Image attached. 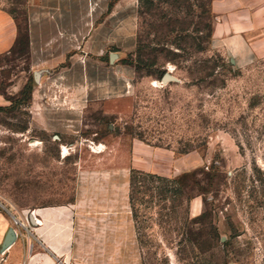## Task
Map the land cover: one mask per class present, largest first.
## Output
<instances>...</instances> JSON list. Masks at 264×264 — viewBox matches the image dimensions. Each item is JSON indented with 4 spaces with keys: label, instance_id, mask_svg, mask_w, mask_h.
<instances>
[{
    "label": "rangeland",
    "instance_id": "374dc122",
    "mask_svg": "<svg viewBox=\"0 0 264 264\" xmlns=\"http://www.w3.org/2000/svg\"><path fill=\"white\" fill-rule=\"evenodd\" d=\"M153 1L139 13L126 58L136 68L127 107L111 118L92 107L72 136L30 127L28 104L16 93L33 81L25 48L0 58L8 99L0 109V212L68 203L79 163L93 171L97 147H120L130 159L139 143L162 152L140 157L132 170L170 179L203 170L206 188L175 211L157 200L137 203L143 264H264V58L237 69L210 48L212 0ZM10 11L24 26L23 0ZM163 72L180 82L162 84ZM185 148L194 150L180 154Z\"/></svg>",
    "mask_w": 264,
    "mask_h": 264
},
{
    "label": "crops",
    "instance_id": "0c3cea01",
    "mask_svg": "<svg viewBox=\"0 0 264 264\" xmlns=\"http://www.w3.org/2000/svg\"><path fill=\"white\" fill-rule=\"evenodd\" d=\"M15 5L0 0V58L19 47L23 34L33 77L30 127L72 136L96 105L108 118L123 113L136 90V70L124 60L137 43L139 0H23L22 31L10 11ZM210 10L212 50L237 69L264 58V0H212ZM160 152L136 143L128 159L120 147H97L93 171L79 163L72 201L0 212V264H143L129 174L135 160L152 161ZM10 228L16 240L2 251Z\"/></svg>",
    "mask_w": 264,
    "mask_h": 264
},
{
    "label": "trees",
    "instance_id": "16d2710c",
    "mask_svg": "<svg viewBox=\"0 0 264 264\" xmlns=\"http://www.w3.org/2000/svg\"><path fill=\"white\" fill-rule=\"evenodd\" d=\"M153 5V0H139V13H141V10L145 7L150 10ZM20 30L22 31L21 23ZM211 33L212 27L210 28V39ZM18 44L21 52H24L25 42L23 34ZM124 62L134 67L127 59H125ZM165 74L166 73L163 72L161 77L163 78ZM32 89L33 84L29 82L20 92L22 97L19 100L20 103L23 102L29 105ZM0 109H3V107H0ZM192 150H194V148H185L180 150L179 153L187 154ZM203 174V170H196L193 173H185L181 178L170 179L154 173L132 170L130 175V205L136 224L138 219L136 205L138 202L153 204L154 200H157L158 204L162 205V210H166L167 203H170L171 206L169 209L175 211V208L181 206L184 201L189 204L195 197L206 191L201 179ZM140 195L149 197L150 200L144 201V199H139Z\"/></svg>",
    "mask_w": 264,
    "mask_h": 264
},
{
    "label": "water",
    "instance_id": "95a60500",
    "mask_svg": "<svg viewBox=\"0 0 264 264\" xmlns=\"http://www.w3.org/2000/svg\"><path fill=\"white\" fill-rule=\"evenodd\" d=\"M161 82H162V84L166 85V84H169V83H172V82L178 83V82H180V80L177 79L176 77H174L172 75V73L167 72L163 76ZM13 219L15 221V224H20V222L15 217H13ZM15 240H16V232H15L14 228H10L8 230V233L6 235L4 243L2 245V251L7 250L15 242Z\"/></svg>",
    "mask_w": 264,
    "mask_h": 264
}]
</instances>
